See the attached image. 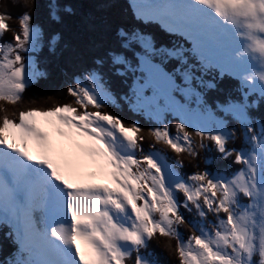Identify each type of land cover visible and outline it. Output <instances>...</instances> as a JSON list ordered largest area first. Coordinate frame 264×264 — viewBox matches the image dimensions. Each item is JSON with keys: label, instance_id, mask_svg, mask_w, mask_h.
Returning a JSON list of instances; mask_svg holds the SVG:
<instances>
[{"label": "snow or ice", "instance_id": "snow-or-ice-1", "mask_svg": "<svg viewBox=\"0 0 264 264\" xmlns=\"http://www.w3.org/2000/svg\"><path fill=\"white\" fill-rule=\"evenodd\" d=\"M0 264H264V0L6 4Z\"/></svg>", "mask_w": 264, "mask_h": 264}, {"label": "trees", "instance_id": "trees-1", "mask_svg": "<svg viewBox=\"0 0 264 264\" xmlns=\"http://www.w3.org/2000/svg\"><path fill=\"white\" fill-rule=\"evenodd\" d=\"M81 2L85 5V9L87 10V7L91 3V0H81ZM37 3L40 4V5H43L44 3H46V0H37ZM118 3L120 5H123L125 3V0H118ZM6 4L10 5L11 4V0H0V12L5 11V5ZM6 10L10 11V12H12L14 14L20 11L19 8L11 7V6L7 7ZM10 23H12V21H10ZM34 94H38L39 96H44V95L52 96L54 100L61 101V102H63L66 99V97H64L62 95H58L56 93L54 87L51 84L43 83L39 87H36V88L32 89L25 96L24 101L21 102L20 105H17V107H27V106L44 107V106H48V104L52 103V101H44L42 99H36V104L35 105H30L29 101L33 97Z\"/></svg>", "mask_w": 264, "mask_h": 264}, {"label": "rangeland", "instance_id": "rangeland-1", "mask_svg": "<svg viewBox=\"0 0 264 264\" xmlns=\"http://www.w3.org/2000/svg\"><path fill=\"white\" fill-rule=\"evenodd\" d=\"M89 171H94V170L90 169Z\"/></svg>", "mask_w": 264, "mask_h": 264}]
</instances>
